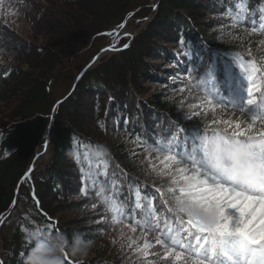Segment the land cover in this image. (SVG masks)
<instances>
[{"label": "trees", "instance_id": "trees-1", "mask_svg": "<svg viewBox=\"0 0 264 264\" xmlns=\"http://www.w3.org/2000/svg\"><path fill=\"white\" fill-rule=\"evenodd\" d=\"M158 1L0 0L29 23L25 30L0 21V218L9 215L19 199L2 231L0 264H28L41 240L55 243L54 237L63 234L73 243L77 235L96 242L95 258L88 264H141L142 259L150 264L124 249L142 230L114 223L99 196L100 186L93 191L89 183L95 166L104 171L103 165H110L112 178L120 173L129 203L136 199L134 189L143 184L146 192L159 195L158 209L168 208L169 216L175 215L171 202H165L171 190L162 189L164 177L149 166L143 156L148 147L141 141L155 146L178 127L201 125L213 134L227 131L217 119L227 120L233 113L203 99L200 74L215 71L226 100L240 103L246 102L248 87L241 63L257 80L264 79V30H252L254 18L264 15V0H163L156 16ZM154 17L130 48L83 77L54 119L59 103L73 92L110 37L125 24L139 30ZM171 47L183 50V55L178 57ZM53 119L52 157L38 162L32 181L25 182ZM213 139L208 142L211 154ZM103 187L111 196L109 185ZM202 207L184 201L181 211L215 232L218 227L198 214ZM20 212L30 219L9 235ZM106 218L107 223L101 222ZM41 230L44 236L30 243L32 233ZM71 251L65 253L66 264H71L69 256L79 264ZM152 259L164 264L158 256Z\"/></svg>", "mask_w": 264, "mask_h": 264}, {"label": "snow or ice", "instance_id": "snow-or-ice-1", "mask_svg": "<svg viewBox=\"0 0 264 264\" xmlns=\"http://www.w3.org/2000/svg\"><path fill=\"white\" fill-rule=\"evenodd\" d=\"M254 22L256 27L252 29L253 32L264 30V15L254 18ZM123 27L127 28L128 25ZM114 35L119 36L120 33ZM109 50L124 49H119L117 45ZM240 67L248 82L245 103L226 100L215 71L200 74L198 81L206 92L203 97L205 101L212 99L233 113L227 120L217 119V124L226 125L227 131L218 130L213 134L205 132L201 125L185 127L183 130L178 127L166 141H158L155 146L145 145L141 141L152 152L161 155L172 153L168 159L181 165L179 171L169 172L156 168L153 161L156 174L171 175L174 179L176 186L165 196V202H171L169 207L175 215L169 216L168 208L158 209L156 201L159 195L146 192L143 184L139 190L134 189L136 199L129 203L125 199L129 194L124 190L120 173L117 172L116 177L112 178L107 171L110 165L105 163L104 171L100 170V165L95 166L96 170L89 183L93 191L100 186L99 196L107 206L109 215L114 217V223H127L134 231L142 230L140 236L132 237L130 245H123L124 249L133 255L146 253L144 258L150 264H159V261L152 259L153 256L172 262L174 255L186 260L188 264H264V217H261L257 225L254 221L255 213L249 211L253 203L264 205V189L247 187L238 180L234 182L233 178L214 167L209 158L208 142L215 138L229 146L245 142L256 144L259 159L264 163V79L257 80L250 67L243 62ZM183 91L188 92L189 89ZM100 176L109 178L100 180ZM29 181H32V173L26 177L25 182ZM105 184L112 189L111 196L108 189L103 187ZM84 195H89L87 188ZM36 199L39 200V197L36 196ZM184 201H195L215 209L222 218L215 232L206 230L204 225L182 212L181 204ZM140 211H144L143 217L139 215ZM101 222L107 223L108 219ZM32 236L34 240L30 243L40 240L44 230L32 233ZM68 258L71 264H75L71 256Z\"/></svg>", "mask_w": 264, "mask_h": 264}, {"label": "clouds", "instance_id": "clouds-1", "mask_svg": "<svg viewBox=\"0 0 264 264\" xmlns=\"http://www.w3.org/2000/svg\"><path fill=\"white\" fill-rule=\"evenodd\" d=\"M212 159L219 167H226L228 161L234 165V173L240 178L242 183L252 187H259V179L264 175V164L257 155V145L245 142L243 144L227 145L217 139L212 141ZM206 221L212 222L213 217L206 213L198 212ZM55 243H50L47 239L41 240L32 251L28 259V264H66L65 253L72 249L71 255L75 257L79 264H88L96 247L95 241H88L86 236L77 235L75 243L67 235L55 236Z\"/></svg>", "mask_w": 264, "mask_h": 264}, {"label": "rangeland", "instance_id": "rangeland-1", "mask_svg": "<svg viewBox=\"0 0 264 264\" xmlns=\"http://www.w3.org/2000/svg\"><path fill=\"white\" fill-rule=\"evenodd\" d=\"M40 1H43V0H40ZM0 13H1L0 21L7 23L9 25H12L18 29H25L26 30V26L29 25L28 21L25 20L26 18L24 16H21L20 14H18L19 12H17L16 10H14V8H11L10 5H8L4 2L0 5ZM77 23H78V20H77ZM139 32H141V29ZM135 35H136V29H134V28H132V26L128 25L127 28H124L120 32L119 36L114 35L111 37V45L109 48L116 47L117 45H119V48H120V44L123 43L124 40L130 39V38L132 39L135 37ZM114 53H116V52L115 51H109L106 53V55L108 54V56H112ZM147 85L152 88L155 84H147ZM156 87L159 88L160 86L156 85L155 88ZM110 139H113V137L110 136ZM51 148H52V141H50V144L48 147L45 143V145L41 149L40 160L42 162H46V161L50 160ZM169 155H173V154L172 153H166V154L161 155L159 153H155V152H152L150 150H144L143 151V156L147 160L150 167L154 168L153 161H155V167L162 170V171L163 170H167L169 172L179 171L181 165L175 164L174 161H170L168 159ZM210 161L214 167L223 171L229 177L233 178L234 182H236L238 180L240 183H242L240 181V178L235 175L234 168H230L228 165L226 167L222 168V167L217 166L213 159H210ZM163 177L165 180V182L163 184V188H162L163 190H171L172 187L176 186L174 184V179L171 175H163ZM201 178H203V177H201ZM259 183H260L259 187H252L246 183H242V184L247 186V187H250V188L262 189L264 187V175H262L260 177ZM249 211L252 213H255L254 221L257 223L260 222L261 217H264V205H261L259 202L253 203L251 205ZM203 213H206L208 216L213 217L212 221L214 222V225L220 226L222 218H221L220 214L215 209L203 206ZM23 216H24L25 220H23ZM27 219H30L27 212H25L24 214L22 212L18 213L16 218L14 219V221L10 224V227L8 230L9 235L11 234L10 232H12L14 230V228H16L22 222L27 221ZM3 240H4L3 235L0 233V256L3 253ZM146 255L147 254L145 253L142 255H137L136 257L137 258H144V257H146ZM153 257H155V256H153ZM92 258H95V257H91L90 259H92ZM182 260H184V259L180 258L179 256L174 255L172 262L164 261V264H176Z\"/></svg>", "mask_w": 264, "mask_h": 264}, {"label": "water", "instance_id": "water-1", "mask_svg": "<svg viewBox=\"0 0 264 264\" xmlns=\"http://www.w3.org/2000/svg\"><path fill=\"white\" fill-rule=\"evenodd\" d=\"M162 1H163V0H160V1H159V8H160V6H161ZM63 102H65V101H63ZM63 102H62V103H63ZM4 223H5V221H4ZM4 223L1 225L0 230L3 228Z\"/></svg>", "mask_w": 264, "mask_h": 264}]
</instances>
